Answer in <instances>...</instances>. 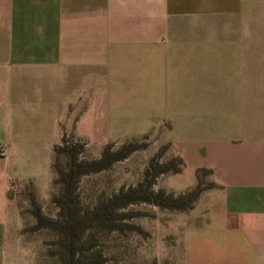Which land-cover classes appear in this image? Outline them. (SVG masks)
<instances>
[{"label":"crops","instance_id":"1","mask_svg":"<svg viewBox=\"0 0 264 264\" xmlns=\"http://www.w3.org/2000/svg\"><path fill=\"white\" fill-rule=\"evenodd\" d=\"M256 3L0 0V146L13 168L25 164L12 176L48 164L64 128L112 140L166 129L187 167L211 168L216 184L199 258L264 264V73L244 67L232 91L210 92H193L187 75L212 51L250 62L257 46L242 38ZM7 173L0 165V200ZM5 232L0 216V264Z\"/></svg>","mask_w":264,"mask_h":264},{"label":"rangeland","instance_id":"2","mask_svg":"<svg viewBox=\"0 0 264 264\" xmlns=\"http://www.w3.org/2000/svg\"><path fill=\"white\" fill-rule=\"evenodd\" d=\"M256 4L257 15L247 18L245 37L242 38L253 41L257 46L255 55L250 56V62L247 59L240 61L242 55L237 51L227 55L212 51L193 56L190 70L187 68V75H190L188 87L193 92L232 91L230 76L245 71L244 67H248L247 71L251 67L252 73H264V0H257ZM166 131L154 128L136 137L112 140L98 135L79 136L74 129L64 128L63 134L67 138L82 142V149L78 153L80 160L99 158L106 143H110V150L129 141L138 144L136 149L109 166L85 171L78 176L72 201L77 214L81 217L90 215L101 203L139 187L147 177L152 190H163L174 195L186 192L197 184L198 168H203L200 171L202 184L206 186L210 183L212 169H189L175 144L163 140ZM198 132L193 130L195 134ZM61 143L60 139L57 144ZM54 145L48 164L28 162L27 167L33 165L31 171L34 176L22 178L12 176L15 167L9 162L6 146L2 145L5 153L0 154L1 170L8 171L7 189L0 200V216L6 222L2 264H62L65 255L62 245L64 234L48 224L39 223L34 212L37 206L36 210L46 219L65 218L66 209L57 201V197L63 193V184L57 179L54 162L57 161L65 169L68 158L62 152L56 154ZM158 164L168 166L164 171L156 172ZM24 166L17 162L15 170H23ZM204 168L211 169V172ZM147 170L149 174L146 177ZM215 186L205 187L185 207L160 206L143 199L115 203L109 217L103 221H85L81 227L77 252L79 264H192L194 261V264H213L210 261L214 258L207 255L199 258L197 251L201 247L200 229L205 227L206 221L205 192ZM203 248H206V244Z\"/></svg>","mask_w":264,"mask_h":264},{"label":"trees","instance_id":"3","mask_svg":"<svg viewBox=\"0 0 264 264\" xmlns=\"http://www.w3.org/2000/svg\"><path fill=\"white\" fill-rule=\"evenodd\" d=\"M61 141L62 143L54 145L53 149L56 154L62 152L68 158V164L65 169L61 168L57 161L54 162V166L58 173L57 179L63 184V193L57 197V201L66 209L65 218L46 219L41 215L38 209L36 210L37 206H35L34 212L37 215L39 223L48 224L64 234L65 237L62 240V245L65 248V255L63 256L62 264H79L77 252L80 248L78 237L81 227L85 221L91 219L103 221L105 217H109V213H112L111 211H113L112 209L115 203L119 204L135 199H143L160 206L185 207L190 205L205 187L216 185L213 181L206 186L203 185L200 179V171L203 170V168H198L197 178H199V180L192 189L177 195L167 194L163 190L154 191L150 188L148 181H146L148 178L147 175L149 174V170H147V178L139 187L131 188L129 191L120 193V195H115L114 198L97 206L90 215L81 217L77 214L72 203L74 183L78 176L85 171L97 170L109 166L113 161L121 159L129 152L136 149L138 144H136L135 141H129L123 143L116 149L110 150V143H106L99 158L87 161L78 159V153L81 151L83 145L81 141H72L70 138H67L65 134L62 135ZM167 166L168 164H158L156 172L164 171ZM204 170L211 172V169L204 168ZM31 199L34 202L33 195Z\"/></svg>","mask_w":264,"mask_h":264},{"label":"built area","instance_id":"4","mask_svg":"<svg viewBox=\"0 0 264 264\" xmlns=\"http://www.w3.org/2000/svg\"><path fill=\"white\" fill-rule=\"evenodd\" d=\"M5 153L4 147H0V154L3 155Z\"/></svg>","mask_w":264,"mask_h":264}]
</instances>
